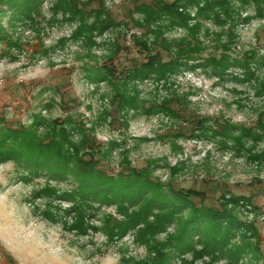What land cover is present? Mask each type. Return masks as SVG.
<instances>
[{"label":"rangeland","instance_id":"rangeland-1","mask_svg":"<svg viewBox=\"0 0 264 264\" xmlns=\"http://www.w3.org/2000/svg\"><path fill=\"white\" fill-rule=\"evenodd\" d=\"M143 1L151 0H104L105 9L120 25L96 35V45L74 38L78 22L66 20L61 12L49 20L53 16L52 0H44L37 26L15 23L10 14L4 15L1 21L10 39L0 42V125L29 126L37 117L47 123L57 119L70 131L71 140L80 144V156L100 160V166L113 175L131 165L141 168L155 159L159 164L152 173L154 179L176 189L204 190L207 197L203 203L207 205L220 207L223 194L227 198H249L228 206L242 222L257 230L247 231L249 240L243 244L249 249L238 264H264V160L239 153L232 142V147H223L219 135L193 136V125L161 111L147 113L140 109L127 115L114 99L109 81L89 78L96 67L106 65L122 75L134 63L147 60V51L134 38L143 37L144 29L135 23L142 18L135 6ZM233 3L239 5L235 0ZM84 6L98 7L99 2L86 0ZM196 10L189 9L192 16ZM241 14L252 18L241 21L235 29L239 37L226 52L232 59H243L247 51L264 53V17L258 15L253 4L243 7ZM206 28L211 31L209 35ZM220 29L213 20H203L199 38L205 47L201 57L220 52L214 35ZM186 32L176 26L165 35L179 38ZM10 41L19 47H11ZM114 42H119V49ZM258 73L264 74V68ZM245 78L242 68L231 65L220 75L210 68L197 67L182 69L167 81L148 78L135 84L147 107L179 95L195 117L255 126L260 115L264 119V97L256 93L255 82ZM45 131V125L41 126L40 132ZM82 131L88 143H80ZM262 148L263 141L256 152ZM25 174L13 160L0 162V255L10 263L128 264V257L142 260L154 255L135 239L137 229L123 237L109 238L107 228L125 219L116 203L93 201L86 220L95 228L82 233L70 227L75 214L64 213L72 202L43 191L52 186L61 194L71 188V182L49 181L45 175L25 180ZM48 210L58 214L55 219L48 217ZM176 227L174 221L170 222L157 239L166 240ZM184 258L191 259V253L175 255L172 264H185Z\"/></svg>","mask_w":264,"mask_h":264},{"label":"trees","instance_id":"trees-1","mask_svg":"<svg viewBox=\"0 0 264 264\" xmlns=\"http://www.w3.org/2000/svg\"><path fill=\"white\" fill-rule=\"evenodd\" d=\"M85 1L52 0L53 16L49 20H54L61 12L66 20L78 22L74 38H84L89 44L96 45V35H103L105 31L117 28L120 24L109 15L104 0H97L99 6L93 8L85 7ZM233 1L151 0L139 3L135 6V11L142 18H138L135 23L144 32L143 37L135 35L134 38L147 51V60L134 63L122 75H117L106 65L96 67L89 73V78L92 81H109L114 90V99L120 110L127 115L130 111L140 109L147 113L161 111L176 120L193 125V136L219 135L223 147L233 145L239 153H246L254 160H264V148L256 152L258 145L264 142L262 115L255 126L223 118H198L191 113L187 103L179 95L164 98L158 104L147 107L141 102L136 90V81L148 78L167 81L172 74L182 69L210 68L220 75L228 67L235 65L245 71L246 81L255 82L256 93L264 97V74L258 73L264 68V53L247 51L243 59H232L226 53L239 37L235 33L237 25L252 18L243 17L242 8L253 4L258 15L264 17V0H235L239 2L238 6ZM43 2L44 0H0V42L10 39L6 36L1 21L4 15L10 14L15 23L37 26L38 18L43 15ZM193 7L197 9L194 16L189 11ZM193 19L195 22L191 23ZM204 19L213 20L221 28L214 33L220 52L207 58L201 57L205 46L199 38ZM176 26L185 28L186 34L179 38H168L166 31ZM205 30L207 35L211 33L209 28ZM9 43L11 47H19L14 41ZM114 46L118 48L119 42H114ZM132 89L134 93L130 91ZM210 121L214 122L213 125L209 124ZM60 124L57 119L47 123L43 117H37L29 126L0 125V162L9 159L15 161L26 172L23 175L25 180L45 175L49 181L54 179L58 182H71V188L61 194L52 186L43 190L72 202L64 210V213L75 214V221L70 227L86 233L90 227L95 228L86 220L87 208L92 207V202L116 203L125 219L107 228L109 238L112 240L115 236L123 237L129 230L137 229L135 239L141 241L150 254H154L142 260L128 257L125 259L128 264H172L175 255L186 253H191L192 258H184L185 264H197L198 260H202V264H217L219 261L238 264L243 257L242 253L248 251L249 246L245 247L243 244L249 240L247 231L256 233L257 230L251 224L242 222L234 209L228 206L229 203L239 204L249 198L235 195L227 198L223 194L220 207L207 205L203 203L207 197L204 190L176 189L168 182L154 179L152 173L159 164L155 159L149 160L141 168L131 165L118 175H113L100 166V160L80 156V144L73 142L70 131ZM44 125L46 131L41 133L40 128ZM88 141L87 134L82 131L80 143ZM231 142L232 145L229 144ZM88 145L87 147H94L92 144ZM171 169L175 171L174 167ZM196 198L199 202L195 201ZM132 206L137 208L130 210ZM45 213L51 219L58 215L49 210ZM173 221L177 224L174 233L164 241L158 240L157 234ZM238 238L241 239L240 243L236 242ZM255 247V251H258V244Z\"/></svg>","mask_w":264,"mask_h":264},{"label":"crops","instance_id":"crops-1","mask_svg":"<svg viewBox=\"0 0 264 264\" xmlns=\"http://www.w3.org/2000/svg\"><path fill=\"white\" fill-rule=\"evenodd\" d=\"M0 264H12V263H10L8 260L4 259V257L0 255Z\"/></svg>","mask_w":264,"mask_h":264}]
</instances>
